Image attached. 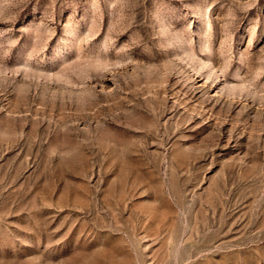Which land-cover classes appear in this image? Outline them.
Segmentation results:
<instances>
[{
  "label": "rangeland",
  "instance_id": "1",
  "mask_svg": "<svg viewBox=\"0 0 264 264\" xmlns=\"http://www.w3.org/2000/svg\"><path fill=\"white\" fill-rule=\"evenodd\" d=\"M0 264H264V0H0Z\"/></svg>",
  "mask_w": 264,
  "mask_h": 264
}]
</instances>
